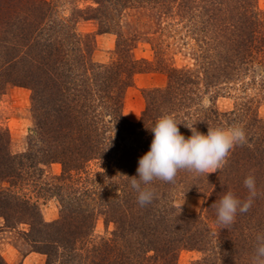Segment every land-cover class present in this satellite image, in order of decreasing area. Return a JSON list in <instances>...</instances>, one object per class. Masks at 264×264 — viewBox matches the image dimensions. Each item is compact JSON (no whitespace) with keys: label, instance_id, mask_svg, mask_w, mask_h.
Returning <instances> with one entry per match:
<instances>
[{"label":"trees","instance_id":"16d2710c","mask_svg":"<svg viewBox=\"0 0 264 264\" xmlns=\"http://www.w3.org/2000/svg\"><path fill=\"white\" fill-rule=\"evenodd\" d=\"M92 1L98 7L90 9L91 19L100 22L101 33L117 36L114 60L107 64L93 60L95 35L76 32L73 15L81 18L85 11L76 10L72 23L52 1L0 0V97L8 86L29 89L34 121L22 153L11 151L9 132L0 127V217L9 228L29 226L27 236L47 264H178L184 250L200 254L194 264H252L256 237L264 234V12L257 0ZM137 9L187 23L196 67L174 66L154 42V62L137 58L141 37H127L121 24L127 10ZM155 70L165 72L168 83L144 91L146 107L134 123L124 116L126 91L136 75ZM233 87L244 96L235 98L231 112L196 107L201 92L215 101ZM165 115L181 124L186 138L192 133L184 125L203 134L240 126L246 143L235 145L215 173L181 169L171 182L142 184L154 198L141 206L129 178L137 177L151 129ZM94 160L104 167L97 186L86 195L66 192V186L61 200L68 220L62 213L60 220L45 222L39 204L24 195L25 186L42 182L52 164L62 165L63 179L84 173ZM250 175L258 193L251 207L238 211L230 225L218 223L226 193L249 199L244 181ZM41 184L46 197L64 189L52 181ZM182 192L205 198L202 218L174 204ZM100 216L115 228L94 243ZM0 264H7L1 254Z\"/></svg>","mask_w":264,"mask_h":264},{"label":"rangeland","instance_id":"374dc122","mask_svg":"<svg viewBox=\"0 0 264 264\" xmlns=\"http://www.w3.org/2000/svg\"><path fill=\"white\" fill-rule=\"evenodd\" d=\"M47 1L55 3L60 15L68 19H72V15L76 10L85 11L86 14L81 18H78V15H73L78 21L77 23L74 19L71 21L76 23V32L81 35V38L82 36L95 35L94 62L107 64L114 60L117 36L112 32L101 33L100 22L91 19L94 17V13L90 9H96L98 7L97 4L92 0ZM257 5L264 12V0H257ZM121 24L127 37L132 34H137L141 37L134 51L137 58L154 62L156 53L150 44L154 42L155 44H160L159 49L161 51H166L169 57L174 58L172 62L174 66L191 69L196 67V62L193 59L195 43L188 31L189 25L187 23L180 22V19L162 16L156 11L148 14L146 10L137 9L127 10L122 17ZM176 43L178 45H175ZM167 83L168 77L165 72L155 70L136 75L133 86L126 91L124 116L134 123L139 122L146 107L144 91L164 88ZM235 87L226 91L224 97H219L215 101H211L209 94L205 95L201 92L200 95L202 96H198L199 102L196 107L198 108V105H200V107L208 109L213 108L222 114L231 112L235 107V98L244 96L239 91V88ZM201 97L202 99L200 100ZM201 101L203 102L200 103ZM32 108V92L27 88L8 86L5 94L0 97V127L8 130L11 138V151L15 154L26 151L28 146V135L34 123ZM134 110L137 111L138 116L132 117ZM259 115L264 119V103L259 107ZM101 169H104L102 162H98V160L90 161L87 163L84 173L76 174L72 172V178L66 177L62 179L60 178L64 175L62 165L55 163L45 168L42 182L25 186L26 189L23 192L24 195L39 204L45 222L52 223L60 220L62 213L67 219V214L64 213L65 203L61 200L64 197L66 186L71 187V190L66 192H76L77 190L79 194L85 193L86 195L87 191L97 186V181L101 179L98 177L99 171H102ZM49 181L64 187L60 192L61 196L58 194L49 197L44 196V187H41V183ZM98 186L100 187V185ZM173 201L176 206L180 207L188 215L201 216V218L204 216L206 200L203 196L182 192L177 193ZM86 202L88 204L89 200L86 199ZM91 204L94 205L93 203ZM114 228L112 223L106 225L103 217L100 216L91 239L95 243L101 238H109ZM28 231L29 226L25 224L16 225L14 228L7 227L4 219L0 217V254L7 264H47V256L34 250L35 244L32 243V237L27 236ZM199 258V253L184 250L179 255L178 264H194ZM51 264L61 263L58 259L57 262L55 261Z\"/></svg>","mask_w":264,"mask_h":264},{"label":"clouds","instance_id":"9594fccd","mask_svg":"<svg viewBox=\"0 0 264 264\" xmlns=\"http://www.w3.org/2000/svg\"><path fill=\"white\" fill-rule=\"evenodd\" d=\"M179 125L173 116L165 115L151 129L153 139L149 151L139 158L138 178H129L131 187L138 192L141 206L151 203L154 198L153 191L142 188V184L147 185L154 179L171 182L181 169L214 173L223 167L235 145L246 143L245 131L240 126L208 129L207 134H203L194 126L184 125L192 133L186 138L180 132ZM244 184L249 191V199L242 202L231 192L226 193L217 207L218 223L230 225L238 211L246 212L251 207L258 194L254 176H248ZM256 241L252 264H264V234H258Z\"/></svg>","mask_w":264,"mask_h":264},{"label":"bare ground","instance_id":"6f19581e","mask_svg":"<svg viewBox=\"0 0 264 264\" xmlns=\"http://www.w3.org/2000/svg\"><path fill=\"white\" fill-rule=\"evenodd\" d=\"M137 114H138L137 111L134 110L133 114H132V117L138 116Z\"/></svg>","mask_w":264,"mask_h":264}]
</instances>
